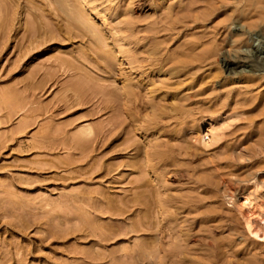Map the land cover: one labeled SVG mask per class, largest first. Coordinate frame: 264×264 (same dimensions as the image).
<instances>
[{
	"label": "rangeland",
	"instance_id": "374dc122",
	"mask_svg": "<svg viewBox=\"0 0 264 264\" xmlns=\"http://www.w3.org/2000/svg\"><path fill=\"white\" fill-rule=\"evenodd\" d=\"M260 13L264 0H0V264L261 261L230 197L264 185V68L224 66L253 61Z\"/></svg>",
	"mask_w": 264,
	"mask_h": 264
},
{
	"label": "bare ground",
	"instance_id": "6f19581e",
	"mask_svg": "<svg viewBox=\"0 0 264 264\" xmlns=\"http://www.w3.org/2000/svg\"><path fill=\"white\" fill-rule=\"evenodd\" d=\"M61 3H63V2H61ZM61 5H65V4H61ZM67 8L68 7H66V9ZM69 9L71 11L73 8H68L67 12L69 11ZM70 11H69V13H72V15H73V16H71V14H70L71 19L73 18L74 20L76 19L78 22H80L78 20V18H80V17L78 16V14L75 15L76 14L74 12L75 10L74 9L72 10L74 13L70 12ZM262 14L264 15V13H262ZM262 14L259 17L257 16L258 15L257 14L256 16L258 18L257 19L255 18V21H253L254 23L249 24V26L250 25L258 26L259 24H261L264 21V16H262ZM256 16H254V17H256ZM243 33H244V30L243 31L241 30L240 34H243ZM261 39H263V34H261V33L258 34L256 38L250 37L249 45L245 46L243 49L245 56H242V58L247 59L250 56L249 52L253 51L252 53H253L254 57H252L250 59L253 61H247L246 63L241 64L240 62L235 63L233 61H230V59L228 57V58L224 59V66H226V68H228L229 70H236V67L238 65H241V66H243L244 69H248V70L263 69L264 63L257 62L256 61L257 59L255 58V55H258V57H259L260 54L261 55L264 54V43H263V41H261ZM238 40H240L242 42L244 40V38L242 37ZM217 52H218V48L213 47V48L209 49L206 53V59L207 60H218ZM224 57H226V56H224ZM205 134L208 135L207 138L210 141H214L218 136L217 131L212 129V128L207 129ZM244 184H245L244 188L242 187L241 190H237L234 193H232V196L230 197L231 202L233 204H235V206H236L235 209L243 220L242 223H243V226L245 228V233H247L249 235V237L254 238L253 240H256V238H257V240L258 239L264 240V191H262V188L264 187V185L262 182H259L257 179H254L253 181H251L250 184H248L247 182H245ZM206 243H208V242H206ZM183 252L180 255V261L182 259H187V258H185V257H187L185 255L186 252H184V253ZM209 257H211V256H209ZM209 257H208V259H210ZM200 258H202V256ZM200 260L198 259V261H200L204 264H206L209 261V260L207 261L206 259H200ZM202 260H204V261L206 260V261L203 262ZM261 261L264 262V258L261 259ZM261 261L260 260L255 261V258H254V260H246L244 262V264H261V263H263ZM183 262H186V261H183Z\"/></svg>",
	"mask_w": 264,
	"mask_h": 264
}]
</instances>
